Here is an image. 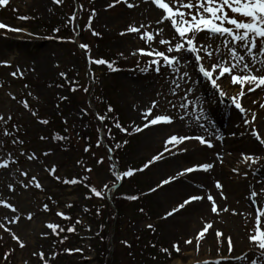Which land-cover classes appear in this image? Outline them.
<instances>
[{
    "label": "rangeland",
    "instance_id": "1",
    "mask_svg": "<svg viewBox=\"0 0 264 264\" xmlns=\"http://www.w3.org/2000/svg\"><path fill=\"white\" fill-rule=\"evenodd\" d=\"M128 2L134 7L129 9L123 2L111 7L116 0H63L61 4L53 0H8L7 5L0 6V23L24 29L21 32L0 29V61L9 62L0 64V115L4 117L0 122V162H9L7 168H0V200L17 209L12 213L0 205V223H6L24 245L21 247L10 232L0 228V264H216L217 261L239 264L236 257L247 253L251 260L258 251L250 242V235L256 234L258 217L250 194L258 193L257 200L264 210V159L258 164L246 163L240 153L264 157V147L248 135L251 128L257 127L264 133V87L252 92V85L234 86L225 74L226 81H218L227 94V98L221 99L207 83H192L200 78L189 64L181 72L187 70L191 80L186 84L181 81V90L173 97L169 71L162 68L160 75L154 70L140 71L153 57L141 56L139 50L154 47L166 51L167 45L159 41L170 39L174 30L168 21L156 23L162 10L151 0ZM93 10L96 15L89 28ZM73 13L77 16L76 31L69 29L70 34L62 37L61 31L66 26L72 27L67 21ZM131 25H145L141 32L155 34L157 28L164 31L149 45L146 38H140V33L121 35ZM57 28L59 32L54 31ZM63 39L67 42L60 45ZM79 44L89 46L93 60L109 61L120 71L110 76L105 73L110 70L106 65L89 64L99 72L93 83L84 63L87 57ZM134 52L137 54L133 55ZM17 68L19 72L12 76ZM60 73H65L67 79ZM256 74L264 75V70ZM73 86L77 87L76 91H71ZM188 87L193 88L189 98H201L199 107L215 121V129L206 121L201 122L208 131L198 127L193 116L181 120L182 110L169 105V100L178 105L183 90ZM241 91L245 95L238 102L248 110L249 119L257 117L251 126L243 123L242 114L234 109L230 99L239 97ZM21 101H26L31 111ZM153 101H158V106L152 115L167 114L174 122L136 132V128L144 126L142 113ZM109 106L114 112L107 111ZM97 110L115 115V121L110 124L115 129L114 145H119L116 153L115 147L113 150L105 145L107 136L94 117ZM41 120L48 123L42 124ZM115 123L126 128L127 134L114 127ZM5 130L10 135H4ZM214 133H219L222 139L217 140ZM55 135L65 139H53ZM173 135H203L211 139L214 147L209 149L197 140H189L175 148L169 145L172 150L166 151V140ZM101 136L103 141L97 147ZM14 140L23 143H13ZM86 148L89 150L85 151ZM33 153L37 158L29 160ZM161 153L166 158L145 168ZM100 160L103 162L98 163ZM203 163L215 166L209 172L180 177L158 188L180 171ZM113 164L121 172L144 170L135 171L120 185L112 176ZM53 165L60 181L46 170ZM86 168L91 172L85 171ZM234 168L239 171L234 172ZM32 176L37 178L42 190L34 185L23 187ZM66 178L81 182L65 184L62 181ZM217 181L222 189L215 187ZM106 184L108 189L104 187ZM85 185L102 191L104 197H96ZM155 188L158 190L153 191ZM133 195L139 199H125ZM209 195L221 210L218 214L211 211ZM192 196L205 199L194 201L165 218ZM44 205L48 206L47 211ZM58 212L69 219L57 215ZM28 213L32 214L31 219L26 218ZM16 215L20 217L16 223L7 224L4 220ZM259 219L260 230L264 231V217ZM47 223L59 228L53 231L46 227ZM206 224L212 227L198 239ZM69 228L74 231H68ZM216 231L222 235L217 237ZM228 237L232 241L231 253ZM189 240L191 244L187 243ZM175 245H179V252Z\"/></svg>",
    "mask_w": 264,
    "mask_h": 264
},
{
    "label": "snow or ice",
    "instance_id": "2",
    "mask_svg": "<svg viewBox=\"0 0 264 264\" xmlns=\"http://www.w3.org/2000/svg\"><path fill=\"white\" fill-rule=\"evenodd\" d=\"M63 0H53L55 4H61ZM125 3L126 6L131 9L134 7L133 3H129L128 0H116V3H113L111 7H116L118 3ZM148 2V0H146ZM158 9L162 10L161 19L156 23L164 24L165 21L169 22L170 29H173V36L170 39H160L159 43L161 45H167L166 51H158L156 48L151 47L150 50L140 49L139 54L141 56L153 57L147 63L145 68L140 69V71L147 73L148 71L155 72L156 75L161 74V69H167L171 74L170 84L172 85L170 93L173 97L177 96L178 91L181 90V81L185 84L191 80L190 74L187 70L181 72L182 67L187 68L191 64L200 78L198 80L192 81L193 84L196 83H207L208 87L218 93L221 99L227 98V94L223 91L222 84L218 81L225 80L227 78L231 79L232 84H240L242 87L245 85H252L251 91L255 92L257 89L264 87V75H257L256 73L264 70V0H151ZM8 4V0H0V6H5ZM83 6L81 5V8ZM231 13V15H230ZM95 11L91 12L88 21V27L91 28L92 20L95 18ZM19 19H28V17H19ZM76 20L77 16L73 13L68 17L67 23L72 25V30L76 31ZM145 25H140L139 27L131 25L129 26L127 32H122L121 35H126L130 33H140L141 39H147L149 45H151L156 35H161L164 31L163 28H157L155 34L149 32H141V29ZM150 27V25H149ZM0 29H6L8 31L21 32L24 29L12 28L9 25L0 23ZM59 28L54 31L59 32ZM94 35H99L98 33L93 32ZM203 34V35H201ZM31 35V34H29ZM199 38V39H198ZM76 43L75 40L71 41ZM215 44V47H213ZM81 49L86 50L88 53V62L89 64L96 65H106L108 69L113 72L120 71L119 68H116L113 63L106 61L104 59H95L93 60L90 55V48L86 44H79ZM175 53V55H173ZM203 53V55L201 54ZM137 53L134 52L133 55ZM207 62V66L206 63ZM8 61H0V64L7 65ZM153 66H155L153 68ZM135 71V69H134ZM19 72V68L15 72H12V76H16ZM218 73V75H217ZM240 73H243L241 75ZM225 74H228V77H225ZM62 77L67 79L65 73H60ZM94 79V76H93ZM71 91H76L75 87L71 88ZM84 91H88L87 88ZM184 95L180 97V102L177 105L173 101L169 100V105L172 108H178L182 110L183 115L179 118L184 120L188 116H193L197 122L198 127L208 131L205 123L201 121H206L208 124H211L213 129H215V121L209 118L201 105V98L196 97L195 100L189 98V94L193 92L192 87H188L183 90ZM30 95V94H29ZM245 93L241 91L239 97H231L234 109H238L239 113L242 114L243 123L247 126H251L256 123L257 117L252 119L248 118V110L240 105L239 100H243ZM15 99V97H12ZM61 99H66V97H61ZM25 109H29V105L26 101H21ZM158 106V101H153L151 106L142 113L145 123L143 127H138L135 129L136 132H144L146 129L152 126L158 125H171L174 120L172 116L167 114H157L152 115L153 109H156ZM192 109V112H189V109ZM30 110V109H29ZM31 111V110H30ZM108 112H114V109L109 106L107 109ZM33 115H36L35 112H32ZM152 116L151 119L149 117ZM97 118L101 124L107 119L106 115L97 114ZM10 120L11 117L9 116ZM4 121V117L0 115V122ZM66 122V121H65ZM40 123L47 124V120H41ZM114 127L120 129L122 132L126 133L128 130L123 128L121 124L115 123ZM217 140H221L222 137L219 133H214ZM235 135V133H232ZM4 135H10V133L5 130ZM248 135L252 137L260 146L264 147V133H262L260 128H251L248 132ZM108 138L112 139L111 129H108ZM41 139H45L41 137ZM53 139L63 140L65 137L55 135ZM197 140L203 146L211 149L214 147L211 139H206L203 135H188V136H179L173 135L166 140V151H171V148H168L171 145L173 148L178 147L183 144L185 141ZM103 141L101 136L98 140L97 147L100 146V143ZM13 143H23V141H13ZM116 147H119L117 145ZM89 149H85L88 151ZM187 152V149H184ZM23 154V153H21ZM47 155V153H45ZM217 159L222 163L220 154L217 153ZM240 156L244 162H250L251 164H258L261 159L264 157L246 154L244 152L240 153ZM37 157L35 153L28 156L29 160H34ZM162 158H166L165 153L153 158L149 162V165H146L145 168L149 167L152 163L160 162ZM13 163L15 161H12ZM100 160L98 163H102ZM9 162L7 160L0 162V168H7ZM215 165L213 163H203L193 167H189L186 170L180 171L178 175L170 177L162 182L159 187H164L174 183L175 180H178L180 177L191 175L198 172H209ZM50 176L53 179L60 181L61 178L58 175H55V166L46 169ZM144 169L139 170H127V171H118L116 164L112 165L111 172L115 182H123L125 178H131L135 171H143ZM85 171L91 172L90 168H86ZM234 172H238V169H233ZM22 175H27L26 172H22ZM247 175V173H244ZM65 184H77L81 181L77 178L64 179L62 181ZM30 185H34L37 189L42 190V186L35 176H32L29 179V182L24 184L23 187L28 188ZM90 188V191L99 198L104 197L102 191L97 190L93 186L85 185ZM105 189H108L106 184ZM215 187L219 190L222 189V185L219 181L215 183ZM158 188L153 189L157 191ZM9 190H12V185H9ZM223 197V193L221 192ZM258 193L252 191L250 194V201L253 203L255 210L257 211L258 217L256 221V234L250 235V242L256 245L258 251L254 254V258L249 260L248 254L245 253L235 259L239 264H264V231L260 230V219L259 217H264V210L261 209L260 203L257 200ZM125 199L128 200H137L138 196H127ZM204 196H192L184 201L179 207L175 208L173 211H170L167 217L175 215V213L180 212L187 205L192 204L194 201L204 200ZM209 201L212 202L211 211L217 213L221 211L215 204L214 198L209 195L207 197ZM0 205H3L5 208L10 209L12 213H16L17 209L15 206L8 204L7 202L0 200ZM70 206V205H69ZM45 211H47L48 206H43ZM143 211V209H141ZM223 211H227V208H224ZM235 214V212H234ZM57 215L69 219L64 216L63 213H57ZM27 219L32 218V214H27ZM20 217L18 215L12 216L11 219L4 217V220L7 224H12L18 222ZM46 227L55 231L59 228L58 225L47 223ZM149 228H152V225H148ZM211 224H206L205 227L199 232L198 239L203 238L205 232L211 228ZM0 228H3L5 231L11 233V229L7 227L6 223H0ZM63 231V229H60ZM68 231H74V229L69 228ZM14 240H17L20 243V246L23 247V243L19 241V237L15 233H11ZM44 235H47L45 233ZM215 235L220 237L222 234L219 231H216ZM229 245V253L233 251L231 238H227ZM126 243V242H125ZM187 243L191 244L192 241L189 240ZM131 247V245H127ZM176 251L179 252V245H175ZM199 251V247L197 249ZM71 251V250H69ZM167 251V249H165ZM9 253L8 255H10ZM35 255V253H34ZM41 259L44 258V254L39 253ZM7 259V256L5 257ZM206 264H212V262H206ZM216 264H222L221 261H217Z\"/></svg>",
    "mask_w": 264,
    "mask_h": 264
},
{
    "label": "trees",
    "instance_id": "3",
    "mask_svg": "<svg viewBox=\"0 0 264 264\" xmlns=\"http://www.w3.org/2000/svg\"><path fill=\"white\" fill-rule=\"evenodd\" d=\"M81 27V25H79V28ZM66 29L64 30V31H61V36L63 37H65L67 34H70V31H69V29H72V27L71 26H66L65 27ZM61 43H59L60 45H62V44H65L67 41L65 40V39H63L62 41H60ZM84 55H88V53H86V50H84ZM84 63H85V66L87 67V69H88V71H89V73L91 74V80H92V82L94 83V82H96L95 80L97 79V78H99V72L97 73L94 69L92 70L91 69V67H90V65H88V63L86 62V60H84ZM105 73H106V75H110V76H113V71H111V70H106L105 71ZM93 76H94V79H93ZM73 87H75V88H77L76 86H73ZM96 92L94 91V94H95ZM93 99H95V98H93ZM97 107V106H96ZM97 114H99V115H101V116H103V115H106L107 116V119L104 121V123H103V127H104V131H105V134H106V136H107V140H105L106 141V146H107V148L109 147L110 149H113L114 150V147H115V141L113 140V138H114V134H113V130H115L114 128H113V126L110 124V121H115V115L114 114H112V115H109L107 112L105 113V111H102L101 113H100V111H98L97 110ZM95 117V119H96V121H97V117L96 116H94ZM108 129H111V134H112V139H109L108 138ZM99 138L100 137H98V140H99ZM104 145V146H105ZM118 151V149L115 147V153ZM117 163H118V161H117ZM120 165V164H119Z\"/></svg>",
    "mask_w": 264,
    "mask_h": 264
}]
</instances>
